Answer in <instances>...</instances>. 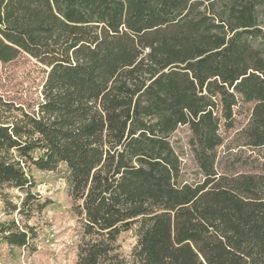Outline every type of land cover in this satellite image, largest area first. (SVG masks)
Returning <instances> with one entry per match:
<instances>
[{"label":"trees","instance_id":"trees-1","mask_svg":"<svg viewBox=\"0 0 264 264\" xmlns=\"http://www.w3.org/2000/svg\"><path fill=\"white\" fill-rule=\"evenodd\" d=\"M23 53L47 70L35 106L0 96V242L37 250L35 173L64 165L75 264H264V0H0V61Z\"/></svg>","mask_w":264,"mask_h":264},{"label":"rangeland","instance_id":"rangeland-1","mask_svg":"<svg viewBox=\"0 0 264 264\" xmlns=\"http://www.w3.org/2000/svg\"><path fill=\"white\" fill-rule=\"evenodd\" d=\"M46 70L44 65L24 53L10 62L0 61V96L27 108L35 106L41 97ZM252 108L253 103L242 104L236 109L234 127L231 129L221 127L220 133L224 138V144L219 150L223 156H232L239 151L247 153L243 147L241 130L248 125ZM190 137L189 129L181 126L172 138L174 146L182 154L188 172L197 169L188 144ZM35 176L39 193L52 201L38 220L37 250L12 251L8 245L0 242V264H75L80 231L73 212L66 168L61 165L56 171H37ZM1 210L0 202V221L5 219ZM120 243L123 253L129 255L136 238L132 232H126L120 237Z\"/></svg>","mask_w":264,"mask_h":264}]
</instances>
